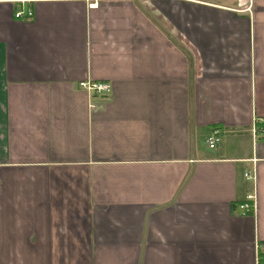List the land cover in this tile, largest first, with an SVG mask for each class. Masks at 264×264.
Masks as SVG:
<instances>
[{
	"label": "crops",
	"instance_id": "obj_1",
	"mask_svg": "<svg viewBox=\"0 0 264 264\" xmlns=\"http://www.w3.org/2000/svg\"><path fill=\"white\" fill-rule=\"evenodd\" d=\"M21 1L0 0V264H264V0Z\"/></svg>",
	"mask_w": 264,
	"mask_h": 264
},
{
	"label": "built area",
	"instance_id": "obj_2",
	"mask_svg": "<svg viewBox=\"0 0 264 264\" xmlns=\"http://www.w3.org/2000/svg\"><path fill=\"white\" fill-rule=\"evenodd\" d=\"M24 3V0L21 1ZM244 6L245 10H249V5L246 2L240 0L238 6ZM14 17L22 20H30L33 17V9L28 6L24 8H19L14 12ZM79 86L85 89L87 92L91 93L92 96L98 98H106L107 95L111 92V87L108 83L105 82H97V81H81L79 82ZM98 107V103H91L90 108L95 109ZM261 123H264V118L258 120ZM256 129L253 128L252 132L255 133ZM262 132V131H261ZM219 141V131L217 129H213L210 131L209 135L206 137V143L209 148H214L217 142ZM244 177L248 180L254 179L253 175L249 173H245ZM237 209L240 215L253 214L255 212V196L253 194H247L245 198L238 203ZM259 248L264 249V242L259 245ZM261 259L264 261V255H261Z\"/></svg>",
	"mask_w": 264,
	"mask_h": 264
},
{
	"label": "trees",
	"instance_id": "obj_3",
	"mask_svg": "<svg viewBox=\"0 0 264 264\" xmlns=\"http://www.w3.org/2000/svg\"><path fill=\"white\" fill-rule=\"evenodd\" d=\"M261 262H262V259H261Z\"/></svg>",
	"mask_w": 264,
	"mask_h": 264
}]
</instances>
